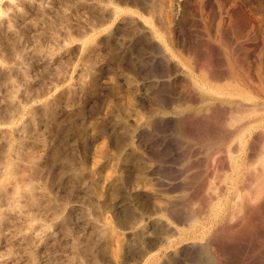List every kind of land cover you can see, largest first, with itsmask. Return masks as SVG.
<instances>
[{
    "label": "rangeland",
    "instance_id": "374dc122",
    "mask_svg": "<svg viewBox=\"0 0 264 264\" xmlns=\"http://www.w3.org/2000/svg\"><path fill=\"white\" fill-rule=\"evenodd\" d=\"M263 79L264 0H0V264H264Z\"/></svg>",
    "mask_w": 264,
    "mask_h": 264
},
{
    "label": "bare ground",
    "instance_id": "6f19581e",
    "mask_svg": "<svg viewBox=\"0 0 264 264\" xmlns=\"http://www.w3.org/2000/svg\"><path fill=\"white\" fill-rule=\"evenodd\" d=\"M263 77V76H262ZM260 79V78H259ZM263 81H264V79H263ZM258 88H260V90L264 93V86H262L261 84L262 83H264V82H261V84H260V82L258 81ZM255 84V83H254ZM260 85V86H259ZM264 85V84H263ZM252 87V86H251ZM68 89V88H67ZM257 89V88H256ZM259 90V89H258ZM259 90V91H260ZM67 91V90H66ZM70 91V90H69ZM256 91V90H255ZM239 92V91H238ZM68 93V92H67ZM263 93H261V94H263ZM69 94V93H68ZM237 94H240L241 95V91H240V93H237ZM244 94H246V93H244ZM239 95V96H240ZM264 95V94H263ZM245 96V99H246V95H244ZM243 96V97H244ZM264 97V96H263ZM242 98V97H241ZM242 99H244V98H242ZM247 100V99H246ZM245 100V101H246ZM248 101V100H247ZM234 102H236V101H234ZM244 102V101H243ZM258 102H260V101H258ZM237 103H238V101L236 102V104H235V106L237 107L238 105H237ZM251 103V102H250ZM250 103H246V104H250ZM254 104H255V102H253ZM257 103V102H256ZM263 104V102H260V103H257V104ZM238 104H240V105H242L241 103H238ZM245 104V103H244ZM256 104V106H259V105H257ZM261 104V105H262ZM231 105V104H230ZM260 105V106H261ZM233 106H234V104H233ZM234 106V107H235ZM247 106L248 105H245L244 107L245 108H247ZM251 106V108H253V104L252 105H250ZM250 106H248V107H250ZM241 107V106H240ZM243 107V106H242ZM242 107L240 108V109H242ZM243 107V108H244ZM255 107V106H254ZM262 107V109H263V107H264V104H263V106H261ZM239 107H237V109H238ZM251 108H248V109H251ZM256 108V107H255ZM260 107H257L256 109H254V110H257V109H259ZM239 109V110H240ZM253 109H251V110H244V112H245V114H246V111H252ZM235 111V110H234ZM242 111V110H241ZM243 112V113H244ZM254 112V111H253ZM249 112V113H247V114H255L256 112ZM258 112V111H257ZM262 112H264L263 110H262ZM235 113H236V111H235ZM259 114H261V112H260V110H259V112H258ZM258 113H256V114H258ZM234 114V113H233ZM238 115H239V113H237ZM258 114V116H260ZM263 115V114H262ZM232 117V116H231ZM234 117H235V114H234ZM248 117H250L249 115H248ZM254 117H255V115H254ZM259 118H262V116L261 117H259ZM258 118V119H259ZM230 119V118H229ZM233 119V118H232ZM244 119H245V117L244 116H237V117H235L234 119H233V122L235 121V122H241V124L240 125H238L236 128H237V131H236V129H235V131L238 133V132H240L241 131V133H243L242 132V130L244 129V127L245 126H247L246 124H248L247 123V120L249 119H247L246 118V122L244 121ZM253 119V118H252ZM256 119H257V117H256ZM257 119V120H258ZM253 121V120H252ZM256 121V120H255ZM234 122V123H235ZM250 122V121H249ZM230 124H233L232 122H230ZM253 123H251L250 125H252ZM236 125V124H235ZM249 125V124H248ZM232 126H234V124L232 125ZM24 127V126H23ZM235 127V126H234ZM250 127V126H249ZM248 127V128H249ZM247 128V129H248ZM244 131H246V128H245V130ZM263 132H264V130H263ZM245 133V132H244ZM247 133V132H246ZM257 134V133H256ZM235 135V134H234ZM238 135V134H237ZM242 135V134H241ZM237 137V136H236ZM235 137V138H236ZM239 137H241V136H239ZM257 137V136H256ZM251 138V137H250ZM258 138V137H257ZM257 138H255L256 139V141H257ZM240 139V138H239ZM252 139V138H251ZM255 141V142H256ZM259 141V140H258ZM253 142V141H252ZM251 142V144H253ZM259 143V142H258ZM255 144V143H254ZM260 146V145H259ZM261 147H259V150H261L260 149ZM263 151H261V153L259 152L258 154L259 155H257L258 156V162H259V165L257 166L258 167V169L260 168V170H259V172L257 171V172H255V170H257V169H255L256 167V165L254 166V173H253V179H254V187H255V189H253V191H254V196L257 198L258 197V195L264 190V149H262ZM252 152H255V151H252ZM105 153V148H104V144L102 143V142H100L98 145H97V147L95 148V150H94V152H93V156H92V168H96L97 167V165H98V163H99V161H100V158L102 157V155ZM255 153H257V152H255ZM31 155V154H30ZM54 155H55V153H54ZM56 156V155H55ZM57 156H59L58 154H57ZM31 157H32V155H31ZM30 157V158H31ZM54 157V156H53ZM251 157H252V155H251ZM59 158V157H58ZM33 159V158H32ZM55 159H57V158H55ZM25 160H26V158H25ZM58 161V160H57ZM63 161H64V158H63ZM62 161V162H63ZM61 162V163H62ZM23 163V162H22ZM34 163H36L35 161L32 163V164H34ZM31 164V160L29 159V160H27V163L25 164L26 166H29V165H32ZM258 164V163H257ZM24 164H22L21 165V167L23 166ZM35 165V164H34ZM65 165V164H64ZM116 165V162H115V164H114V162L112 163L111 162V164H109L108 166H107V168H106V171H105V173L102 175V177H101V179H102V184L101 185H99V187H96V192H95V194L96 195H98V196H100V194H102V192H104V190L106 191V189H112L114 186L116 187V185H117V183H118V181H119V176H118V174L115 172V169H114V166ZM25 166V168L27 169V167ZM20 167V168H21ZM35 167V166H34ZM238 167V166H237ZM239 167H241L240 165H239ZM238 167V168H239ZM251 167V165H249V168ZM253 167V166H252ZM252 167L250 168V169H252ZM14 168V167H13ZM19 168V169H20ZM237 168V169H238ZM242 168V167H241ZM247 168V167H246ZM23 169H24V167H23ZM28 169H30L31 170V168H28ZM22 170V169H21ZM30 170H27V171H30ZM98 170V169H97ZM22 172V171H21ZM20 173V172H19ZM23 173V172H22ZM27 173V172H26ZM142 175V174H141ZM139 176V175H138ZM251 176V175H250ZM142 178H143V176H142ZM31 185V184H30ZM32 186V185H31ZM31 186H29L28 187V185H27V188H29L30 190L29 191H32L33 189H31ZM27 190V189H26ZM19 190H17V192H18ZM29 193V192H28ZM31 193V192H30ZM32 193H34L33 191H32ZM31 193V194H32ZM33 195V194H32ZM32 198H34L33 196H32ZM260 198V197H259ZM258 199V198H257ZM32 200V199H31ZM35 200V199H34ZM36 201V200H35ZM104 225H105V222L103 223ZM109 226V225H108ZM107 226V227H108ZM102 227H103V225H102ZM101 231V230H100ZM102 232L104 233V235H105V238H106V240H107V242L108 243H111L112 245H113V248H112V254H113V257L116 259L118 256H119V252H120V249H121V242H122V237H121V235H119V234H117L114 230H112V229H109V228H105V229H103L102 228ZM103 233H101V234H103ZM33 257V256H32ZM33 259V258H32Z\"/></svg>",
    "mask_w": 264,
    "mask_h": 264
}]
</instances>
